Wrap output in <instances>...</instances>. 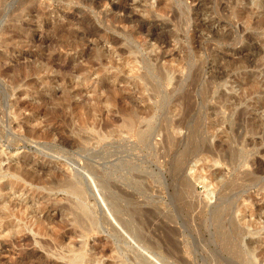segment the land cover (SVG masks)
I'll list each match as a JSON object with an SVG mask.
<instances>
[{
  "label": "rangeland",
  "instance_id": "1",
  "mask_svg": "<svg viewBox=\"0 0 264 264\" xmlns=\"http://www.w3.org/2000/svg\"><path fill=\"white\" fill-rule=\"evenodd\" d=\"M0 206V264H264V0H0Z\"/></svg>",
  "mask_w": 264,
  "mask_h": 264
},
{
  "label": "bare ground",
  "instance_id": "2",
  "mask_svg": "<svg viewBox=\"0 0 264 264\" xmlns=\"http://www.w3.org/2000/svg\"><path fill=\"white\" fill-rule=\"evenodd\" d=\"M216 124H219V122H215V121H213V122H211L210 123V126L212 127V128H215L214 126L216 125ZM191 175H192V177H194V179L195 180H197V181H199V182H201V183H205L206 185H207V183L205 182V176L202 174V173H200L199 171L197 172V171H193V172H191ZM78 189V188H77ZM75 187H72V192L74 193V194H76V195H78V190H77ZM211 193V192H210ZM209 193V194H210ZM1 207V206H0ZM85 207V206H84ZM86 208V207H85ZM85 208H82V212H83V214L85 215L86 213H87V211H86V209ZM81 209V208H80ZM238 209V211H239V213H241V212H243V211H245V209H246V206L245 205H242L241 207H238L237 208ZM82 215V214H81ZM87 215V214H86ZM80 216V215H79ZM240 218L242 219L243 218V216L240 214ZM83 221V220H82ZM91 224V223H90ZM129 224V223H128ZM136 228V227H135ZM136 232V231H135ZM139 234V233H138ZM132 235V234H131ZM134 235H136V234H134ZM143 235V234H142ZM142 235H140L139 234V236H137L138 237V239H139V241H143V243H145V244H147L148 246H150L151 248H154V246H155V244L154 243H151V242H149V240H146L145 238V236L143 237ZM250 243H251V241H250ZM79 244H82V243H79ZM63 245V244H62ZM98 246V245H97ZM65 247V246H64ZM66 247H67V245H66ZM84 246H82V245H79L78 246V248H80V249H82ZM247 248H246V252H245V255H247L246 256V259H247V262L248 261H250V259H251V255L253 254V249L250 247V245L247 243V246H246ZM71 249H72V247H70ZM103 248V247H102ZM76 249V248H75ZM98 249V248H97ZM100 249V248H99ZM69 250V249H68ZM74 250V249H73ZM77 250V249H76ZM100 253L102 252V250H98ZM70 252V251H69ZM71 253V252H70ZM85 253V252H84ZM83 253V254H84ZM81 254V253H80ZM123 254V253H122ZM89 255V254H88ZM87 255V256H88ZM169 255H170V257H171V253H169ZM79 256V255H78ZM119 256V255H118ZM74 257V256H73ZM81 257V256H80ZM84 257V256H83ZM117 257V256H116ZM75 258V257H74ZM77 258L78 257H76V260H77ZM93 258H94V256H93ZM93 258H91V255L89 256V258H87V260H86V262L87 263H89V264H95V261H94V259ZM118 258V257H117ZM80 259V258H79ZM84 260H85V258H83ZM119 259H121V257L119 258ZM137 259V258H136ZM83 260V261H84ZM123 260V259H122ZM122 260L121 261H119V263H122ZM141 260V259H140ZM69 261H71V260H69ZM85 262V263H86ZM74 263V262H73ZM86 263V264H87ZM98 263V262H97ZM124 264H125V261L123 262ZM136 263H138V261L136 262ZM70 264H71V262H70ZM79 264V263H78ZM138 264H140V263H138Z\"/></svg>",
  "mask_w": 264,
  "mask_h": 264
},
{
  "label": "water",
  "instance_id": "3",
  "mask_svg": "<svg viewBox=\"0 0 264 264\" xmlns=\"http://www.w3.org/2000/svg\"><path fill=\"white\" fill-rule=\"evenodd\" d=\"M96 186L99 190V194L105 204L106 210L110 212L118 221H121V217L119 215V211L116 209L115 205L110 201L108 193L105 188L102 187L101 184L96 183Z\"/></svg>",
  "mask_w": 264,
  "mask_h": 264
}]
</instances>
